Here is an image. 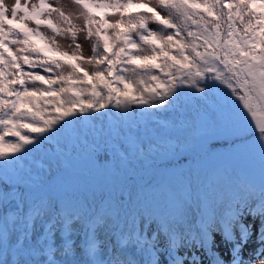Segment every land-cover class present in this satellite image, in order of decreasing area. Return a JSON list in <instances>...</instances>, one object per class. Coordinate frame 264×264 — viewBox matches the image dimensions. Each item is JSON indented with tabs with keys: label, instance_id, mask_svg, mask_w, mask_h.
Wrapping results in <instances>:
<instances>
[{
	"label": "snow or ice",
	"instance_id": "snow-or-ice-1",
	"mask_svg": "<svg viewBox=\"0 0 264 264\" xmlns=\"http://www.w3.org/2000/svg\"><path fill=\"white\" fill-rule=\"evenodd\" d=\"M72 3L0 0V264H264V0Z\"/></svg>",
	"mask_w": 264,
	"mask_h": 264
},
{
	"label": "rangeland",
	"instance_id": "rangeland-1",
	"mask_svg": "<svg viewBox=\"0 0 264 264\" xmlns=\"http://www.w3.org/2000/svg\"><path fill=\"white\" fill-rule=\"evenodd\" d=\"M22 2H25V0H22ZM31 3H36L37 0H30ZM50 3H52L54 6H60L62 7L65 11L66 14L72 15L73 17H75L76 15H78L75 6L72 3V0H49ZM5 3L11 7L14 5L15 0H5ZM74 23L77 24V26H82L83 25V20L82 19H74ZM42 31L45 32L46 35H51L50 30L43 28ZM58 43L61 45V47H63L65 50L70 51L71 49L68 47L70 41L69 40H65L63 38H57ZM77 40L78 42L81 43V47H82V51L83 54L88 57L90 56L91 52V42L88 41L85 37V34L83 32L78 33L77 35ZM219 239V237H218Z\"/></svg>",
	"mask_w": 264,
	"mask_h": 264
},
{
	"label": "trees",
	"instance_id": "trees-1",
	"mask_svg": "<svg viewBox=\"0 0 264 264\" xmlns=\"http://www.w3.org/2000/svg\"><path fill=\"white\" fill-rule=\"evenodd\" d=\"M129 11H130V12H134V11H138V9L133 8V9H130ZM29 25H31L32 27H35L34 24H29ZM91 54H92V53H91ZM91 54H90V56H91ZM6 151H9V152H10V150H6Z\"/></svg>",
	"mask_w": 264,
	"mask_h": 264
}]
</instances>
